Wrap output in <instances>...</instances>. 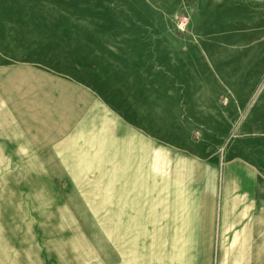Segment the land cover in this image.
Listing matches in <instances>:
<instances>
[{"label":"rangeland","instance_id":"rangeland-1","mask_svg":"<svg viewBox=\"0 0 264 264\" xmlns=\"http://www.w3.org/2000/svg\"><path fill=\"white\" fill-rule=\"evenodd\" d=\"M0 264H264V0H0Z\"/></svg>","mask_w":264,"mask_h":264}]
</instances>
